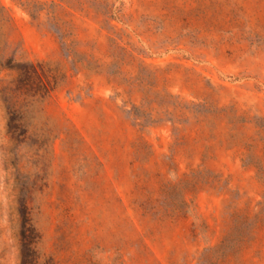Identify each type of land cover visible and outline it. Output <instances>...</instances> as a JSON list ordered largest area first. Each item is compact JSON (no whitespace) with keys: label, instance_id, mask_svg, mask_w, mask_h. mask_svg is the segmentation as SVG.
Returning <instances> with one entry per match:
<instances>
[{"label":"rangeland","instance_id":"rangeland-1","mask_svg":"<svg viewBox=\"0 0 264 264\" xmlns=\"http://www.w3.org/2000/svg\"><path fill=\"white\" fill-rule=\"evenodd\" d=\"M22 200L54 264H264V0H0V264Z\"/></svg>","mask_w":264,"mask_h":264},{"label":"trees","instance_id":"trees-1","mask_svg":"<svg viewBox=\"0 0 264 264\" xmlns=\"http://www.w3.org/2000/svg\"><path fill=\"white\" fill-rule=\"evenodd\" d=\"M16 73L15 79L2 87V97L7 112V132L13 136H24L25 123L30 114L43 113V104L56 90L57 76H49L43 64L31 62L6 61L2 66ZM20 215V263L19 264H54L52 258L42 260L37 249L41 234L32 222L30 210L25 200L19 204Z\"/></svg>","mask_w":264,"mask_h":264}]
</instances>
